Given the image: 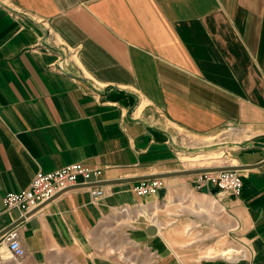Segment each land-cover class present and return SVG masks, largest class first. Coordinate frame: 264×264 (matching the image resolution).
I'll return each instance as SVG.
<instances>
[{
  "label": "crops",
  "instance_id": "obj_1",
  "mask_svg": "<svg viewBox=\"0 0 264 264\" xmlns=\"http://www.w3.org/2000/svg\"><path fill=\"white\" fill-rule=\"evenodd\" d=\"M73 161L101 171L26 214L0 212L27 264H113L96 250L122 225L167 264L227 238L264 264V0H0V207ZM238 163L239 195L198 186L197 172L133 190L150 173ZM201 225L212 230L196 238ZM15 261L0 237V264Z\"/></svg>",
  "mask_w": 264,
  "mask_h": 264
},
{
  "label": "built area",
  "instance_id": "obj_2",
  "mask_svg": "<svg viewBox=\"0 0 264 264\" xmlns=\"http://www.w3.org/2000/svg\"><path fill=\"white\" fill-rule=\"evenodd\" d=\"M100 171L99 168L84 165L79 161L61 165L54 170H39L33 175L28 187L7 191L3 195V206L0 207V212L18 208L23 214H26L44 200L52 198L59 191L73 186L81 180L87 181L91 175L97 176ZM196 174L198 186L204 182H211L218 189L229 191L235 195H239L242 191L243 179L239 169L223 168V170L200 171ZM163 185L164 178L149 177L135 183L133 190L144 195L155 193ZM90 193L95 196L104 195V190L99 186H92ZM0 237L7 243L12 257L18 260L24 258L26 251L20 242L17 227L7 229Z\"/></svg>",
  "mask_w": 264,
  "mask_h": 264
},
{
  "label": "rangeland",
  "instance_id": "obj_3",
  "mask_svg": "<svg viewBox=\"0 0 264 264\" xmlns=\"http://www.w3.org/2000/svg\"><path fill=\"white\" fill-rule=\"evenodd\" d=\"M231 130L230 128H227ZM221 133L219 138L222 137ZM215 148H218L216 146ZM221 153V151H220ZM216 155H219V150H216ZM223 155V154H222ZM223 158V157H222ZM221 158V159H222ZM116 226V224H115ZM125 226H119L118 229L114 230L113 232L109 233L110 240L109 241V247H102L103 249L96 250V252L100 253H106L110 252V254H113V264H167L168 262H171L172 259H166L162 261L161 259L157 258L155 250L153 248V245L147 244L146 246L142 243L141 236L138 235L137 231H132L128 229ZM205 226H195L190 232L192 234L197 233L198 236L196 238L202 237L205 233H209L211 229L207 230L204 229ZM139 236V237H138ZM207 239V238H206ZM227 244L223 248H229L230 246L234 247L235 250L230 251V249H227L226 254H222L225 249L222 247L217 248L214 247L211 249V251H205L201 252L203 255L200 256H193L191 257L188 255L186 249L187 246H183L181 249V255H180V264H224L223 261L226 262V264H247L250 263L251 258L249 251L245 249L244 242L242 240H232L227 238V240L223 239L221 240V243ZM218 243V242H215ZM202 242L196 241L194 243L193 247L196 249V247L200 248L202 247ZM192 248V245H191ZM223 249V250H222ZM61 253L65 254L64 251H61ZM206 253V254H204ZM59 254L58 256H60ZM195 257V258H194ZM27 262V260H26ZM24 262V259L15 261V264H27ZM40 264H75L70 257H68L66 254L61 255L60 257H47L42 263Z\"/></svg>",
  "mask_w": 264,
  "mask_h": 264
},
{
  "label": "water",
  "instance_id": "obj_4",
  "mask_svg": "<svg viewBox=\"0 0 264 264\" xmlns=\"http://www.w3.org/2000/svg\"><path fill=\"white\" fill-rule=\"evenodd\" d=\"M244 166H249V165H243V164H223V165H212V166H205V167H193V168H184V169H178L176 171H165L163 173H150L149 175H143L140 176V179H145V178H149V177H154V176H160V177H164V175H170V174H179V173H194V172H200V171H208V170H223V168H231V169H236V170H240L241 168H243ZM25 216H22L21 219H24ZM16 223V222H15ZM10 225L7 229L12 228L14 225ZM7 229H5L4 231H6ZM4 231H0V236ZM157 231V226L154 223H151L148 226L147 232L148 234H153Z\"/></svg>",
  "mask_w": 264,
  "mask_h": 264
}]
</instances>
